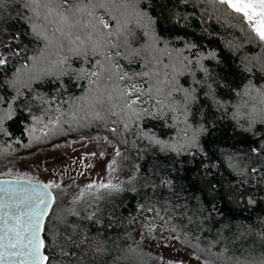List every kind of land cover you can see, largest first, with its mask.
Returning <instances> with one entry per match:
<instances>
[{"label":"snow or ice","instance_id":"1","mask_svg":"<svg viewBox=\"0 0 264 264\" xmlns=\"http://www.w3.org/2000/svg\"><path fill=\"white\" fill-rule=\"evenodd\" d=\"M210 2L223 6L239 21L247 43L257 46L259 53L234 56L226 62L215 51L204 52L194 36L188 38L193 34L183 31L181 23L188 18L184 15L188 5L195 7L194 0H24L23 7L30 13L26 22L31 40L22 50L12 52L17 57L23 52V63L18 60L9 67L10 59L0 58V105L7 106L0 115V132L10 135L4 121L13 118V102L24 96L25 90L31 91L33 84L57 81L58 90L63 89L62 78L68 77L87 81L88 91L74 99L79 110H89L85 116L92 120L107 122L116 117L111 123L123 124L124 131L130 128L127 121L145 117L163 121V127L175 133L169 141L155 133L142 131L139 136L161 152L191 153L193 158L199 152L211 159L203 140L212 135L217 124L226 121L252 141L243 155L264 154V0ZM239 47L230 43L229 51L236 52ZM120 61L135 64L139 71H127ZM73 62L79 66L73 67ZM33 119L39 121L38 117ZM110 131L116 133L118 128ZM120 155L117 148L115 156ZM220 155L227 157L224 163L240 177L241 187L249 183L233 163L240 150L220 151ZM115 164L112 160L108 168L114 171ZM217 167L202 163L211 199L209 207L200 210L208 211L209 217L212 213L222 215L215 206L220 187L213 176ZM129 180H136V176ZM26 183L28 188L19 180H0V264H53L49 248H58L66 258L76 257L75 264H108L103 242L90 241L87 250L82 249L85 240L77 241L75 225L60 218L51 229L46 227L45 217L54 201L49 189L59 188V184ZM160 184L171 188L172 181L164 179ZM149 186L153 191L157 187L154 183L145 185ZM86 188L105 190L109 196L124 190L110 181ZM235 191L230 185L229 193ZM80 195L83 197L84 190ZM239 197L244 200L243 191ZM255 203L251 197L247 199L248 205ZM86 218L93 220L94 214ZM60 225H64L63 231ZM68 264L73 261L69 259Z\"/></svg>","mask_w":264,"mask_h":264},{"label":"trees","instance_id":"2","mask_svg":"<svg viewBox=\"0 0 264 264\" xmlns=\"http://www.w3.org/2000/svg\"><path fill=\"white\" fill-rule=\"evenodd\" d=\"M23 2L0 0V58L8 57L9 67L18 60L23 63V52L20 57L13 56L12 52L22 50L31 40L26 22L30 13L25 11ZM194 4L195 7L193 3L188 5L184 12L188 18L181 23L185 25L183 31L193 34L188 38L193 39L194 36L204 52L215 51L226 62H231L234 56H255L260 52L257 46L247 43V34L239 21L230 16L223 6L210 0H194ZM230 43L240 45L236 52L229 51ZM120 63L129 72L139 71L135 64ZM78 66L79 62H73V67ZM62 79L65 84L63 89L58 90L59 81L33 84L31 91L25 90V95L13 102V118L4 121V128L10 135L0 132V160L17 158L33 148L68 136L102 133L117 143L122 164L133 169L136 180L121 192L101 197L91 213L78 212V215L67 217L66 222L76 226L77 241L85 240L82 249L87 250L90 241H101L108 250V255L104 257L108 264H123L121 251L130 247L133 230L155 221L154 232L165 225L179 238L193 241L203 250L227 257L264 258V235H261L264 233V154L243 155L252 142L247 134L238 129L234 131L229 123L221 121L212 135L203 140L211 159L199 152L195 158L191 153L177 155L161 152L157 146L139 139V136L143 131L169 141L175 133L163 127V121L149 117L127 121L130 128L124 131L123 124L111 123L116 117L107 122L92 120L90 116H85L89 110H79L74 99L88 91L87 81L77 82L68 77ZM124 86L121 83V87ZM6 110V105H0V115ZM33 117H38L39 121ZM57 117L59 122H56ZM113 127L118 128L116 133L110 131ZM237 150H240V156L233 163L244 173L243 178L249 181L242 187L239 185L240 177L224 163L227 157L220 155V151L228 154ZM202 163L218 165L213 169L215 180L220 182L215 206L222 215L212 213L209 217L208 211L200 210L207 209L211 199L204 182ZM253 167L256 172L251 171ZM164 179L172 181L171 188L160 184ZM153 183L157 185L154 191L150 186L145 187ZM230 185L235 186V192L229 193ZM133 188L136 190L133 191ZM241 191L244 192L243 201L239 197ZM249 197L256 203L248 205ZM142 204L143 208L140 207ZM93 214V220L86 218ZM45 225L47 227L46 222ZM60 228L63 231L64 225ZM47 242L51 244L50 239ZM77 252L79 255L80 250ZM48 254L53 257V264H68L69 259L75 264L77 259L64 257L58 248H49ZM91 255L89 253V257Z\"/></svg>","mask_w":264,"mask_h":264},{"label":"rangeland","instance_id":"3","mask_svg":"<svg viewBox=\"0 0 264 264\" xmlns=\"http://www.w3.org/2000/svg\"><path fill=\"white\" fill-rule=\"evenodd\" d=\"M102 133L88 136H68L33 148L13 159L0 160V177H19L53 182L55 199L45 222L49 229L60 218L67 220L73 212L91 213L105 190L86 186L91 183L120 184L123 189L131 186L133 169L122 164L121 155L115 156L117 143ZM95 153V155H93ZM103 153V155H101ZM115 160L114 171L108 164ZM84 195L81 197V191ZM155 221L144 228H136L131 235L130 247L122 249L123 264H260L261 259L227 257L200 248L195 242L179 238L163 225L154 232Z\"/></svg>","mask_w":264,"mask_h":264},{"label":"water","instance_id":"4","mask_svg":"<svg viewBox=\"0 0 264 264\" xmlns=\"http://www.w3.org/2000/svg\"><path fill=\"white\" fill-rule=\"evenodd\" d=\"M0 180H8V181H17V180H19L23 185H24V187L25 188H28L29 186L27 185V181H29V180H27V179H23V178H19V177H9V176H3V177H0ZM30 181H32L33 182V184H44L43 182H40V181H34V180H30ZM13 187H15V184H13ZM49 191L52 193V196L54 197V199H55V196H54V193H53V191L51 190V189H49ZM53 203H54V201H53ZM53 203H52V205H53ZM52 205H51V207H50V209H49V212H50V210H51V208H52ZM49 212H48V214H49ZM45 220H46V217H45ZM43 235V234H42Z\"/></svg>","mask_w":264,"mask_h":264}]
</instances>
